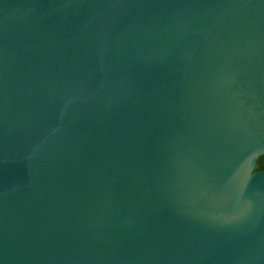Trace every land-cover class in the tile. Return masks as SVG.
Wrapping results in <instances>:
<instances>
[{
    "label": "water",
    "instance_id": "obj_1",
    "mask_svg": "<svg viewBox=\"0 0 264 264\" xmlns=\"http://www.w3.org/2000/svg\"><path fill=\"white\" fill-rule=\"evenodd\" d=\"M264 0H0V264H264Z\"/></svg>",
    "mask_w": 264,
    "mask_h": 264
},
{
    "label": "trees",
    "instance_id": "obj_2",
    "mask_svg": "<svg viewBox=\"0 0 264 264\" xmlns=\"http://www.w3.org/2000/svg\"><path fill=\"white\" fill-rule=\"evenodd\" d=\"M256 169H264V155L258 157L256 161Z\"/></svg>",
    "mask_w": 264,
    "mask_h": 264
}]
</instances>
